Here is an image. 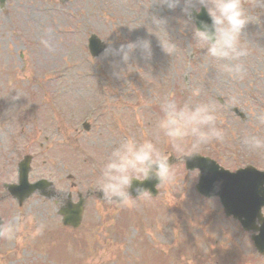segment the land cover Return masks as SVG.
I'll return each mask as SVG.
<instances>
[{
  "label": "rangeland",
  "instance_id": "obj_1",
  "mask_svg": "<svg viewBox=\"0 0 264 264\" xmlns=\"http://www.w3.org/2000/svg\"><path fill=\"white\" fill-rule=\"evenodd\" d=\"M242 4L249 20L241 38L247 54L236 61L242 72L235 74L228 70L235 61L209 57L195 39L193 22L179 8H158L157 0H6L0 9V183L14 181L10 162L21 150L34 157L30 181L56 174L64 190L67 173L77 178L75 184L101 188L104 165L128 138L151 140L177 159L184 153L159 127L167 102L214 108L223 139L199 144L193 153L229 170L249 161L264 166V159L252 157L264 147L246 143L252 136L264 139V7L256 0ZM154 15L164 17L166 27L155 25ZM92 34L106 47L147 38L153 58L145 61L134 52L124 64L103 52L91 59L86 46ZM108 104L117 105L108 112L114 119L98 123V108ZM85 121L94 126L87 135L81 130ZM50 124L60 129L59 141ZM72 131L76 143H85L82 153L91 164L81 158L83 167L73 163L81 147L74 143L64 154L68 161L58 163L60 140ZM172 170L173 182L160 185L155 199L119 205L89 199L76 231L62 228L54 206L39 197L21 208L4 201L0 217L8 235H0V264H264L250 235L224 219L215 200L195 193L196 174L185 172L181 162Z\"/></svg>",
  "mask_w": 264,
  "mask_h": 264
},
{
  "label": "clouds",
  "instance_id": "obj_2",
  "mask_svg": "<svg viewBox=\"0 0 264 264\" xmlns=\"http://www.w3.org/2000/svg\"><path fill=\"white\" fill-rule=\"evenodd\" d=\"M256 2L257 6L264 7V0ZM157 7L169 11L179 8L195 25V39L203 43L209 57L236 62L247 54L241 38L249 20L242 0H157ZM201 10L209 21L200 20L197 25L195 18ZM152 20L155 25H167V20L162 16L154 15ZM134 52H138L141 59L150 61L153 58L151 41L137 38L118 46L109 45L105 48L104 55L119 57V62L126 64ZM228 70L240 74L242 65L238 62L231 63ZM163 111L159 127L186 157H190L199 144L223 139V131L215 125L216 115L211 104L199 103L192 106L167 102ZM189 140L190 145L186 143ZM246 143L252 148L264 147V139L256 136L249 137ZM101 177V191L107 199L129 204L132 201L129 189L132 188L133 179H155L157 184L164 185L173 182L175 173L168 154L160 151L151 140L138 142L134 138H128L111 153ZM134 191L138 197L150 194L142 183ZM262 220L264 218L256 223L261 225ZM0 235L7 236V230L0 229Z\"/></svg>",
  "mask_w": 264,
  "mask_h": 264
},
{
  "label": "water",
  "instance_id": "obj_3",
  "mask_svg": "<svg viewBox=\"0 0 264 264\" xmlns=\"http://www.w3.org/2000/svg\"><path fill=\"white\" fill-rule=\"evenodd\" d=\"M4 0H0L2 4ZM102 50V45L98 43L94 38L90 41V51L92 56L98 55ZM187 169H198L200 193L205 196H217L224 208L225 215H233L239 220L242 228L245 231H256L254 226L255 219H260V208L264 205V195L260 193V185L264 184V174H258L252 170L239 171L236 174H228L227 172L219 171L213 162L199 158L198 156H191L185 159ZM20 173L26 169V164L19 166ZM218 171V172H217ZM21 182V175L19 178ZM22 181L25 182V173L22 176ZM42 183L35 186L24 187L22 189L17 188L10 191L14 198L19 203L22 199L26 198L32 193L35 188H40ZM139 183H132L131 193L137 195L134 189ZM143 187L149 191L156 185V181L145 180ZM198 190V191H199ZM154 195V192H151ZM63 224L65 226L77 227L80 220L81 208L78 206L67 207L62 210ZM262 234L259 237H253L255 247L264 256V223L261 225Z\"/></svg>",
  "mask_w": 264,
  "mask_h": 264
},
{
  "label": "flooded vegetation",
  "instance_id": "obj_4",
  "mask_svg": "<svg viewBox=\"0 0 264 264\" xmlns=\"http://www.w3.org/2000/svg\"><path fill=\"white\" fill-rule=\"evenodd\" d=\"M54 189H55V191L56 192H58V193H55V192H53L52 194H51V196H53V197H55L54 199H52V203L54 204L55 202H56V198H60L61 196H60V194L59 193H61V190L59 189V188H57L56 186H54ZM57 195V196H56ZM100 197H102L101 195H100ZM0 200H5V197H3L2 196V191H0Z\"/></svg>",
  "mask_w": 264,
  "mask_h": 264
}]
</instances>
